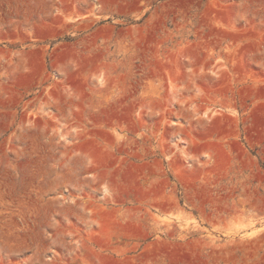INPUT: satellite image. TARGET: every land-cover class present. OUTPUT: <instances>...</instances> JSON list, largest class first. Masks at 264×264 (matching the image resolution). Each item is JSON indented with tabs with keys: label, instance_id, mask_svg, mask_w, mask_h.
Listing matches in <instances>:
<instances>
[{
	"label": "rangeland",
	"instance_id": "1",
	"mask_svg": "<svg viewBox=\"0 0 264 264\" xmlns=\"http://www.w3.org/2000/svg\"><path fill=\"white\" fill-rule=\"evenodd\" d=\"M0 264H264V0H0Z\"/></svg>",
	"mask_w": 264,
	"mask_h": 264
}]
</instances>
